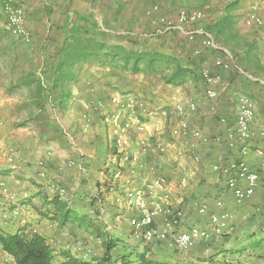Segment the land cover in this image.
Returning <instances> with one entry per match:
<instances>
[{"label": "crops", "instance_id": "1", "mask_svg": "<svg viewBox=\"0 0 264 264\" xmlns=\"http://www.w3.org/2000/svg\"><path fill=\"white\" fill-rule=\"evenodd\" d=\"M16 1L24 11L30 35L25 48H18L19 53L24 52L30 59L29 72L4 83L8 86L6 92L0 94L2 102H11L15 96L18 100L20 94L25 95L19 101L22 103L40 100L37 86L46 84L42 71L49 67V54L54 53L56 47L67 43L72 29L74 31L83 26L91 32V38L95 41L105 34L110 37L109 44L121 45L126 50L132 46L130 50L140 52L152 49L146 45L149 44L146 39L151 40L156 33L154 21L163 16H173L175 12L174 2L169 0ZM251 1L179 0V4L183 7H200L210 13L213 26L210 33L232 59L234 70L223 73L224 86L219 89L218 114L231 116L238 95L244 94L253 101L254 118L250 128L254 138L243 159L260 175L255 194L237 205L226 190L223 179L217 180L209 172V165L216 160L222 159L224 164H229L237 159L236 153L223 145L201 148L202 161L199 164L193 163L190 157L188 159L191 162H185L188 155L183 153L182 141H179V150L176 147L172 155L162 160L153 153L139 155L143 169L130 179L131 188H141L153 176H164L171 193L169 205L186 213L184 228H204L207 225V215H202L198 208L205 203L211 212L226 216L225 227L220 234L207 241H199L186 252L176 251L166 242L144 244L132 236L128 219L133 213L117 201L118 197L122 201L125 199L123 189L113 186L109 181L112 168L108 163L113 150L106 142L102 128L92 126L85 130L79 121L85 105L97 96L93 97L92 90L82 95V91H78V84L77 90L71 91L70 99L65 102L71 110L69 113H72V102L82 106L75 113L78 118L74 125H64L54 130L41 127L42 130L36 135L31 132L32 127L15 130L7 120L2 123L1 137L6 138L7 145L0 146L3 150L11 147L13 158L9 161L4 156L0 157V182L15 195L20 215L3 220L2 212H9L14 206L5 204L0 198V232L5 235L24 232L42 236L54 251V264L62 261L61 253L65 251L84 261L101 259L105 255V244L112 247L108 255L118 264H264V173L260 170V158L254 153L256 148H263L259 132L264 128V25L254 29L245 24L244 18ZM0 12L4 14L1 0ZM261 16L264 22V4ZM176 41L178 58L189 62L186 66L192 74L188 72L184 79H171L170 82L166 81L172 76L170 69L165 70L169 75L164 77L160 73L134 75L138 80L136 82L129 81L127 78L130 76L126 74L121 77L109 74L108 88L111 93L107 94L145 93L142 98L150 107L159 110L170 108L173 120L169 119V123L173 125L175 114L169 97L178 90L184 101L192 100L198 107V113L190 117L191 127L214 133L217 117L203 116L208 105L204 85L199 78L197 80L194 77L196 69L191 66L198 65L202 60L210 65L212 56L208 54L203 58H193L189 49L185 48L184 41L180 37ZM187 57L191 60L187 61ZM90 68L111 71L109 66L99 64ZM212 71L218 72L215 69ZM191 81L193 92H186L185 83L190 85ZM158 84L157 90L149 93L151 86L155 88ZM162 87L168 91L163 92L160 90ZM150 101H153V106ZM0 113L3 119L7 117L3 110ZM163 119L161 124H167ZM66 122L72 124L71 120ZM171 126L168 125V128ZM81 128L87 132L86 135H81ZM27 134L31 135L30 138ZM33 136L36 138L32 140ZM165 140L163 136L160 141ZM151 143L158 142L154 138ZM68 161H74L75 166L67 167L65 164ZM39 163L45 165L44 171ZM185 165L189 167L187 172ZM150 166L154 167V172L149 171ZM43 172L44 177H41ZM182 175L187 178L185 184L181 183ZM217 201L221 202V207L216 205ZM162 218H156V226H162ZM0 264H14L1 247Z\"/></svg>", "mask_w": 264, "mask_h": 264}, {"label": "built area", "instance_id": "2", "mask_svg": "<svg viewBox=\"0 0 264 264\" xmlns=\"http://www.w3.org/2000/svg\"><path fill=\"white\" fill-rule=\"evenodd\" d=\"M1 1L11 33L26 43L29 42L30 35L22 7L16 0ZM263 4L264 0H252L249 4L244 18L248 27L254 29L263 27L261 16ZM208 15L204 9H180L174 17L163 16L157 18L153 24L160 35L181 33L191 44V57H203L208 54L212 56L211 64L203 63L197 75L204 85V96L208 104L202 114L206 117H217L214 133L191 127L190 117L198 113V107L192 100L184 101L178 90L169 97L175 120L168 128L167 141H160L166 132L164 125L161 124L163 113L150 107L146 100L133 92L115 93L107 98L94 100L85 105L84 112L80 115L85 130L90 129L94 120L98 119L106 142L113 150L108 163L112 168L109 181L113 186L123 189L125 199L122 201L118 197L117 201L133 213L128 219L132 236L144 244L166 242L180 252H186L199 241H207L220 234L225 227L226 216L211 212L207 204L202 203L198 208L202 215H207V225L204 228L197 226L184 228L186 213L169 205L171 193L164 176L155 175L141 188H131L130 179L143 169L139 155L153 153L162 160L175 149L176 141H182L183 153L188 155L193 163L199 164L202 161L199 152L201 148L223 145L229 151L235 152L237 159L229 164H224L222 159H219L208 168L217 180L223 179L226 190L237 205H241L255 194L260 180L259 173L253 171L243 159L254 138L250 128L254 118L253 101L244 94L238 95L231 116L218 114L219 89L224 86L223 73L233 71L234 65L232 59L226 55L225 49L215 42L206 28ZM212 69L218 72H213ZM154 138L158 143H151V139ZM259 139L263 148H256L254 153L260 158V170L264 173V128L259 132ZM1 156L10 161L13 158L12 148L7 147L3 150L0 146ZM39 165L44 171L45 165L43 163ZM65 165L74 167L75 162L68 161ZM60 169L63 167L60 166ZM149 171L154 172V167L150 166ZM40 176L44 177V172ZM186 181V176L182 175L181 183L185 184ZM0 198H3L5 204L14 206L9 212H2L3 220L20 215L15 195L8 191L3 182H0ZM216 205L221 207V202L217 201ZM158 216H163L161 227L155 225Z\"/></svg>", "mask_w": 264, "mask_h": 264}, {"label": "trees", "instance_id": "3", "mask_svg": "<svg viewBox=\"0 0 264 264\" xmlns=\"http://www.w3.org/2000/svg\"><path fill=\"white\" fill-rule=\"evenodd\" d=\"M169 1L174 2L173 9L175 12L171 17H174L180 9H192L181 6L179 0ZM206 28L209 31L213 28L210 15H208ZM157 31L158 29L151 40L146 39L150 44L146 45L148 48L152 47V49H143L137 52L126 50L121 45L109 44L110 37L106 38L104 36L105 34L100 37L99 41H95L91 38V32L83 26L77 27L74 31L72 29V33L67 38V43L63 44L62 47H56L54 53L49 54V67L42 71V75L50 91L55 92V94L58 91H60L59 94L62 93L60 100L57 99V95L52 97L51 95L49 96L50 93H46V100H59V104L63 106L71 97V91L67 89L68 87L66 84L74 80L75 71H80L84 64L88 62L99 64L100 66H109L111 70L114 71L112 73L113 77L121 75L122 71L128 70L134 73L145 71L150 74H155L170 69L172 76L170 79L166 80L167 82H170L171 79H184L189 72L186 66L189 62H186V60L182 61L178 58L180 56L177 54L176 39L180 37L185 43V48H188L189 51L191 44L188 43L186 38L179 32L160 35ZM144 48H146V46ZM189 60H191V58L187 57V61ZM203 62L202 60L198 65H191L196 69L194 74L195 78H199L197 73ZM155 63L159 64L155 65ZM76 66H79V68L76 69ZM43 86L44 84L37 86V91H39L38 95H41L42 101L44 100V95L42 96L44 93ZM41 97L40 100L33 102L37 107L38 105L36 103L41 102ZM99 99L103 98H97L95 100ZM92 126L101 128L98 119L94 120ZM0 247L1 250L13 260L14 264H54V251L50 244L45 238L35 233L25 234L24 232H18L13 235H5L0 232ZM104 247L105 255L101 259L92 258L88 261H84L75 258L69 252L65 251L61 253L62 261L58 264H118L108 255L112 247L108 244H105Z\"/></svg>", "mask_w": 264, "mask_h": 264}, {"label": "rangeland", "instance_id": "4", "mask_svg": "<svg viewBox=\"0 0 264 264\" xmlns=\"http://www.w3.org/2000/svg\"><path fill=\"white\" fill-rule=\"evenodd\" d=\"M187 8H196V9H203L200 7H187ZM205 10V9H204ZM106 38H108L109 36L104 35ZM110 40V39H109ZM26 42L20 38L15 37L7 24L5 15L2 14V12H0V94H3L6 92V88L7 86L4 85V83H7V81L10 78H14L16 76H18L21 73H26L29 72L28 66L30 64V59L28 57L27 54H25L24 52L19 53V49L21 48H25L26 46ZM132 49V46L131 48ZM129 49V50H130ZM132 51V50H130ZM18 52V53H17ZM18 60V62H17ZM15 62H17V64H15ZM95 66V63L92 62H88L87 64H84V67L82 69H80V71L76 70L75 72V79L72 81H69L66 86L68 87L67 89H69V91H76V85L78 84V87H80V90L78 91H82V95L85 92H89L92 90V95L93 97L97 98H107L108 94L107 93H111V90L109 87V79L108 77H110L109 74L112 75L113 77V72L114 71H105V69H100V70H92L90 68V66ZM165 69V68H164ZM142 73H146V74H150L147 73L145 71H140L137 73H134L130 70L128 71H122V74H126V76H130L129 81H138L135 76L138 74ZM118 75L119 77L122 76ZM162 76H167L169 75V72L163 71ZM166 74V75H165ZM135 75V76H134ZM134 76V77H132ZM125 80V78H122ZM198 80V78H197ZM194 81V80H193ZM190 82V81H189ZM88 83V84H87ZM90 83V84H89ZM123 83V81H122ZM139 83V82H138ZM142 84V83H141ZM140 84V85H141ZM156 84V82H155ZM186 87L184 88V90H186V92H193L192 89V85L193 82L191 81L190 85L188 84V82L185 83ZM113 85V82H112ZM166 85V84H165ZM168 85V84H167ZM157 86L159 87V84L155 86H151V90L149 89V93L152 91H156L157 90ZM83 87L84 91H83ZM160 90H162L163 92H165L166 90L168 91V89L166 87H162L160 88ZM43 95H44V100L47 99V95L46 93H50L49 96L51 95L52 97L57 95L56 97H58L57 99L60 100L61 94L60 91L56 92H51L49 89V86H47V84H44L43 86ZM77 91V93H78ZM10 93V91H8ZM146 92V91H145ZM13 94V93H12ZM139 95H141V97H143V94L138 93ZM25 95L20 94V96H18V100H16L17 98H13L14 100L11 102H2V98H0V112L3 110L6 114L7 117L3 119V116L0 113V127L2 126V123H5V120H7L9 122V125H11L12 129H20V128H27V127H32L31 132L33 131V133H35L37 135V133H39L42 129L41 127H49L51 130H54L55 128H58L60 126H72L75 124V120H77V116L76 114L78 113V111L80 109H82L81 105L79 103H71L70 104V108L72 107V113H69L71 110L69 109L68 103H64L63 106H61L59 104V100H46V101H42L39 103H36L38 105V107L35 105V103L33 102H26V103H22L19 102L21 101V97L23 98ZM156 102V101H155ZM91 103V102H90ZM150 103L152 104L151 106H153V101H150ZM156 106V105H154ZM153 108V107H152ZM155 108V107H154ZM14 110V111H13ZM161 113H163L162 118L164 122V127H165V138L166 141L169 140V135H168V125L171 126L172 124L169 123V119H171V121L173 120V114H171V110L170 108H161L160 110ZM77 112V113H76ZM76 113V114H75ZM67 120H71L72 124L67 123ZM80 121V118H79ZM81 127H82V123L80 121ZM77 127L80 128V125L77 122ZM99 129V128H98ZM1 130V129H0ZM39 131V132H38ZM25 132V131H24ZM57 132V131H56ZM80 132L82 133L81 135H86L83 129L81 128ZM84 132V133H83ZM25 134V133H24ZM23 134V135H24ZM30 134H27V136H29ZM35 135V136H36ZM3 136L1 131H0V145H7V143H5L6 138L1 137ZM26 136V134H25ZM31 136V135H30ZM29 136V138H30ZM33 136L31 137L32 140L35 139L36 137ZM41 141V140H40ZM8 145H12V144H8ZM176 147L178 148V150L180 149V144L179 141H176ZM175 147V148H176ZM175 152V151H174ZM169 155H172V152L169 153ZM186 156V155H185ZM189 156H186V158L184 159L186 163H190L191 161L188 159ZM188 161V162H187ZM183 167V166H181ZM185 168V172L188 171L189 167L188 166H184ZM179 169V168H178ZM184 172V171H183Z\"/></svg>", "mask_w": 264, "mask_h": 264}]
</instances>
